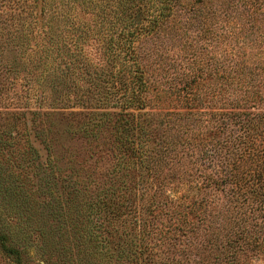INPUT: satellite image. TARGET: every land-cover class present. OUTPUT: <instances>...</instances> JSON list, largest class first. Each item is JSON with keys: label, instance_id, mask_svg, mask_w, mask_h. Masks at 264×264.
I'll return each mask as SVG.
<instances>
[{"label": "trees", "instance_id": "1", "mask_svg": "<svg viewBox=\"0 0 264 264\" xmlns=\"http://www.w3.org/2000/svg\"><path fill=\"white\" fill-rule=\"evenodd\" d=\"M191 2L0 0V66L5 70H15L12 63L19 62L13 53L16 54L15 44L18 42L27 47L32 38H42L45 44L40 48L41 53H56L58 67L65 63L79 69V77L86 80L88 85L87 94H80L78 98L86 105V110L72 112L73 118L65 117L63 112L53 114L62 122L76 124L81 128L75 132L78 137L84 138L82 142L88 146L93 144L83 148V160L87 157L95 160L107 158L106 154H97L94 148L101 136L105 138L103 143L109 152V159L116 160L121 173L114 180V185L104 188L103 195L93 202H89L85 194H80L86 189V186H80L87 185L86 180L72 183L70 180L67 183L65 198L68 206L64 212L63 206H58L55 214H61L68 222L64 231L75 237L79 247L72 250L69 245H64L66 242L58 243L65 237L57 240L54 233L51 236L43 233L42 241L46 246L42 259L45 264H120L117 263L119 259L122 260L123 255L129 256L131 252L133 264L181 263L179 259L159 255L156 247L151 245V235L157 223L150 221L144 211L136 216L141 224L139 227L131 223L127 226L128 222H124L127 221L124 215L134 211L121 198L127 196L126 199H130L128 193L137 189L139 175L146 180L148 189L159 197H165L169 187L173 191L177 189L179 183L183 185L189 181L193 185L195 180L201 183L200 187L194 188L197 192L193 193L194 198L188 205L184 196L169 203V210L163 214L168 221L163 225L166 235L171 233L175 237L180 232L177 230L185 231L180 212L172 211L171 205L174 202V208L184 206V210L188 207L186 213L193 215V219L186 223L192 225L193 230H187L200 233L203 246L210 252L207 264H251L254 258L264 260V0H208L202 7ZM48 5L51 9L59 8V14L52 12L49 20L46 17ZM59 15L72 18L73 31L78 29L76 37L85 39L93 35L97 37L95 42L100 43V48L114 43L116 59L123 65L109 73L110 63H117L115 55L112 59L108 58L112 52L103 50L101 54H96L99 61L93 62L91 55L76 49L77 44L71 49L67 43L71 36H55L58 24L54 23L53 16L61 20ZM199 16L207 18H202L200 26L196 28L201 32L197 31L194 42H206L204 47H208V60L202 61L208 66L206 68L196 62L195 65L182 64L194 75L192 84L190 81L185 84L191 85L186 94L193 87H199L195 94L200 93L203 88L201 81L203 77H208V109L187 110L186 117L181 111L167 110L164 113L168 119L182 117L183 124L188 125L187 131L191 134L186 135L184 148L178 149L181 140L169 138L171 132L162 131L151 122L149 116H160V110H145L152 92L151 85L158 76L157 64L153 66L158 59L147 62L139 60L141 56L135 40L144 36H171L184 42L182 38L194 26L192 19ZM114 19L122 24V30L118 32L124 35L126 47L122 46L121 34L113 35L117 30L107 32V28L103 27L105 22ZM51 33L57 37V41ZM106 36H110V39L102 42V46L100 40ZM194 42L189 44L194 47ZM64 51L67 53L65 58ZM25 52L22 49L21 54L24 56ZM146 52L150 54L152 51L146 48ZM88 64L95 67L84 68ZM172 67L173 62L168 63L167 70ZM175 74L179 75L176 67ZM106 76V83L112 86L122 84L120 90L123 89V92L120 93L118 88L114 93L117 102L109 103L116 107L120 101L124 102L121 110L97 106L100 103L97 100L110 99L114 92L109 98L107 90L104 91ZM203 99L200 97V101ZM19 113L16 112V120L11 128L21 122ZM176 161L196 167V173H188L187 178L177 170L170 176L161 174L164 166L174 168ZM203 166L208 168V172ZM60 179L65 181L67 177L62 175ZM204 187L208 189L207 195L201 194ZM165 202L168 205L169 200L165 199ZM176 219L179 225L174 223ZM131 225L130 230L124 232V226ZM129 235V240L123 238ZM108 244H113L112 249ZM113 249L115 251L112 253ZM99 252L102 257L113 256L114 252L118 256L114 263L111 260L98 263L96 253ZM0 257L4 259V264H42L29 255L27 247L16 244L14 238L4 232H0ZM187 264L195 262L190 260Z\"/></svg>", "mask_w": 264, "mask_h": 264}, {"label": "rangeland", "instance_id": "2", "mask_svg": "<svg viewBox=\"0 0 264 264\" xmlns=\"http://www.w3.org/2000/svg\"><path fill=\"white\" fill-rule=\"evenodd\" d=\"M194 2H196L197 7H202L208 3V0L205 2L192 0L191 3ZM54 5L59 4L54 3ZM62 8L65 9V7ZM46 11L48 20L50 16L52 17V12L59 14V8L51 9L49 5ZM60 17L61 20L57 16H53L54 23L58 24L57 29L55 28V36L62 34H64V38L71 36L72 38L67 42L71 49H74L77 44L76 49L79 52L83 53L85 51L86 54L91 55L93 62L99 61L96 54H101L103 50L104 52L105 50L112 52V55L108 57L109 59H112V56L115 55L116 52L113 48L116 45L114 43L111 44L110 42V46H103V43L107 38L110 39V36L100 40L103 46V48H100V43L95 42L97 37L95 38L93 35L87 36L85 39L76 37L78 29L73 31L72 18ZM202 18L207 17L199 16L197 19H192L194 26L182 38V40H185L184 42L173 39L171 36L160 38H145L144 36L142 38L137 37L135 40V46L139 56H141L139 60L147 62L148 60L158 59L153 64V66L157 64L156 74L158 76L151 85L152 92L149 94L150 100L147 101L145 110H160V116H149L151 122L153 126L162 128V131L171 132L172 135L169 138L175 137L181 140V143H178V149L184 148L185 137L187 134H191L187 131L188 125L183 124L184 119L182 117L179 119L173 116V118L168 119V115L164 113L167 110L181 111L184 113V117L188 112L187 110L200 109L205 111L208 109V77H203L201 81L203 88L200 93L195 94L196 89L199 90V87H193L194 89L186 94L191 89V85L185 84L189 81L192 84L194 75L188 67L185 68V65L182 64V62H186V64L201 63L202 65V59L204 62L208 60V47H204L206 42H194L197 31L201 32L200 29L196 30V28L198 25L200 26ZM104 26L107 28V32L117 30L113 35L121 34L124 43L122 46H127L125 45L124 35L118 32L122 30V24L118 23L117 19L105 22ZM51 35L54 36L52 33ZM207 35L208 31H206ZM55 38V41H57V37ZM191 42L195 43L194 47L189 44ZM43 43L45 44V41L42 38H32L27 47L17 42L15 44L16 54L13 53L19 62L14 63L12 61L13 67H16L15 70H5L0 66V232L10 235L14 238L16 244L20 243L27 247L30 256L45 264L42 259L43 248L46 246V243L42 241L44 234L51 236L54 233L57 240H62L65 237L63 241L58 243L66 242L64 245H69L72 250L79 247L75 242V237L70 232L64 231V227L67 226L68 222L63 219L61 214H55L58 206H63V212L68 206L67 197L65 198L68 189L66 187L67 183L70 180L71 183L86 180L87 185H80L86 186V191L82 190L80 194H85L90 200L89 202H93L103 195L104 188L114 185V180L118 179L121 173L118 171L119 166L115 163L116 160L109 159V152L105 149L106 145L103 143L105 138L101 136V140L94 148L98 151L97 154L101 152L104 156L107 155V158L101 157L95 160V158L87 157L83 160V154L85 153L83 148L93 144L88 146V144L82 142L84 138L78 137L75 132L81 129L76 124L62 122L54 116L53 112H63L65 117L70 116L73 118L72 112L86 110V105L78 98L80 94H87L85 91L88 85L85 83L86 80L84 81L79 77V69L74 68L72 64L70 66L64 63L65 65L58 67L57 62L59 59L56 57V53H41L40 48ZM97 44H99L98 47ZM146 48L152 52L147 53ZM22 49L26 51L24 53L25 57L21 54ZM64 50L67 51L65 48ZM65 51L63 52V58L67 56ZM120 51L126 53L124 49H120ZM193 51H196L195 55ZM115 61L117 63H110V69H106L109 73L110 70H117L123 65L122 62L116 59V55ZM170 62H173V67L167 70ZM194 62L196 63L194 64ZM161 65L164 69L161 68ZM203 66L207 68L208 65L204 63ZM94 67V65L88 64L84 68L93 69ZM175 67L176 70L178 69L179 75L175 74ZM82 72L84 73V71ZM172 77L173 79H171ZM106 80H108L107 76L104 79L103 89L104 91L107 90L108 97L114 92L112 97H109L110 99L97 100L100 102L97 106H100L101 109L111 107L112 110H121L124 102L120 101L116 107H112V103L110 106L109 103L110 101L117 102L114 93L118 88L119 90L122 88V84L112 86L110 83H106ZM122 92L123 89L120 90V93ZM200 97L204 99L200 101ZM91 101L95 102L94 99H91ZM15 111L21 112L19 113V121L21 122L16 127L11 128L14 125V120H16L15 116H17ZM178 122H182V124H178ZM175 167L164 166L161 174L164 173L166 176H170L173 171L177 170L178 173L183 174L184 178H187L188 173H196V167L186 162L176 161ZM202 168L206 167L203 166ZM205 170L208 172V168ZM62 175L67 177V180H61ZM58 178L60 180L56 182L55 180ZM138 180L137 189L128 193L130 199H126L127 196L121 198L134 211L124 215L127 218V221H124L128 222L127 226L131 223L133 226L139 227L141 224L136 216L144 211L150 221L157 223L154 225V233L151 235V245L156 247L159 255L170 256L175 260L179 259L181 263L178 264H187V261L190 260L194 261L195 264H207L210 252L208 248H205L206 246H203L200 233H192L193 231L187 230V228L193 230L192 225L186 223L187 220L193 219V215L186 213L189 210L188 207L184 210V206L174 208V202L171 205L172 211L180 212L179 215L182 216L181 225L186 226L185 231L177 230L180 232L175 237L171 233L166 235V229L163 225L168 221L163 214L169 210V203L184 196L183 199L188 205L191 199L194 198L193 193L197 192L194 188L200 187L201 183L199 184L196 180L192 182L193 185L189 181L183 185L179 183L177 189L173 191L169 187L165 197L163 195L159 197L153 190L148 189L145 183L146 180L144 181L140 175ZM135 193L138 194L135 195ZM207 193L208 189L206 187L201 188V194L207 195ZM151 194H155V196ZM165 199L166 201L169 200L168 205ZM153 202L154 204H152ZM101 205L103 206L104 202ZM151 206L152 208H150ZM174 223L180 224L177 219ZM132 225L130 227L124 226L126 227L124 232H128ZM169 236L170 238H168ZM123 238L129 240L130 235ZM108 245L112 249L113 244ZM113 251L115 249L112 250V253ZM96 254L101 258L97 257L98 263L101 260L103 262L111 260L114 263V259H117L115 257L118 256L115 252L113 256L110 255L109 257H102L100 252ZM132 254L131 252L129 256L123 255L122 260L119 259L117 263L133 264L131 261ZM0 264H4V259L1 257ZM251 264H264V260L254 258Z\"/></svg>", "mask_w": 264, "mask_h": 264}]
</instances>
